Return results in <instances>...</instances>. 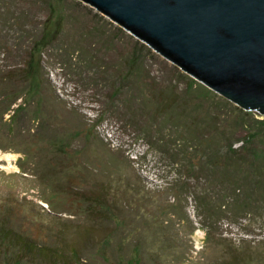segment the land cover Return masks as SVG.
Listing matches in <instances>:
<instances>
[{
  "label": "rangeland",
  "instance_id": "rangeland-1",
  "mask_svg": "<svg viewBox=\"0 0 264 264\" xmlns=\"http://www.w3.org/2000/svg\"><path fill=\"white\" fill-rule=\"evenodd\" d=\"M40 2L0 0V82L9 79L0 83V221L58 246L66 232L80 245L98 226L87 202L96 196L86 188L107 185L104 207L113 208L119 228L112 234L94 229L87 260L74 258L72 264H140L135 253L130 259L138 248L145 264L154 255L161 264H189L180 261L184 250L190 264H264V199L231 212L217 228L198 217L196 196L202 199L211 187L200 178L207 174L198 173L194 181L183 168L179 153L188 136L187 116L165 126L168 117L155 106L170 86L179 104L190 105L179 68L85 2L64 0L62 19ZM48 31L54 41L37 43ZM31 61L42 89L35 100H28V80L18 75ZM230 103L221 101L228 114L221 111L217 124L229 140L240 114ZM209 107L197 118L216 122L217 110ZM43 129L49 133L45 140L39 136ZM237 131V137L247 133ZM252 149V161L259 163ZM49 166L58 170L47 171ZM55 255L49 264H70L66 254Z\"/></svg>",
  "mask_w": 264,
  "mask_h": 264
},
{
  "label": "trees",
  "instance_id": "trees-1",
  "mask_svg": "<svg viewBox=\"0 0 264 264\" xmlns=\"http://www.w3.org/2000/svg\"><path fill=\"white\" fill-rule=\"evenodd\" d=\"M63 2L64 0H41L40 3L48 6L53 16L56 15L59 19H62L64 12L62 6ZM19 19L23 21L25 20L23 17H20ZM23 30H25V28L22 26V31ZM24 32L26 33V30ZM53 33L54 32L48 31V33H45V35L42 36V40L37 43H51L54 41V38L52 37ZM137 39L139 42L141 41L142 44L153 49L143 40L139 38ZM46 44H44V46ZM124 64L127 65V63ZM174 66L179 68L175 64ZM20 69V74L17 72L18 75H21L23 79L28 80L26 81L28 85L25 90L27 98L28 100H35L36 93L42 90L40 82H37V79L33 80L38 74V66L31 61L28 65H22ZM179 70L181 75H184L186 78L187 83V92L184 101L185 103L188 102L190 105L184 106L182 103L179 104V101H176V97L178 96L175 95L176 97H174L176 87L172 88V86H170L168 87L170 92H167L164 89L161 95H157L155 106L158 107V111L162 110V112L168 117L166 123H164L165 126L169 125L170 127H173L174 124L179 123L181 117L183 118V116H187L183 123L187 125L188 136L183 140L185 144L180 150L179 155L183 156L185 159L183 168L187 169L190 176L195 179L194 181H197L198 173L207 174L205 178H200L201 181L207 183L211 188L206 189L205 196H202V199H199L198 196H196V202L198 204L197 209L198 211L200 210L198 217H200V219L203 217L208 219L210 226H216L217 228V225L222 226L225 224V222H223L224 220L229 221L231 212L239 213L248 207H252L251 204L254 201L264 199V178H261V175L263 174L262 171H264V119L259 120L257 118L260 117L258 114L248 112V110L240 107H233V109H236L240 113L236 118L238 126L240 127H232L233 131L229 134V140L227 132L225 130H220L217 124L223 116L221 111L228 114L224 106H220L221 101H224L227 104L230 103V101H227V99H224L204 83L185 73L180 68ZM1 73H3V70ZM5 73L8 75L9 72L5 71ZM140 73L142 74V71H140ZM7 81H9V79L5 77L0 83L5 84ZM1 98L5 99L4 96ZM196 101H198L199 104H197ZM1 104L2 103L0 102V106ZM205 104H209V111L216 108L217 111L213 112L214 117L218 118L216 122L213 121L214 118H211V116L201 119L197 118L196 113L199 112ZM188 106H192L191 113L187 110ZM10 107H12V105H9L6 108V111ZM180 107L181 113L179 112ZM217 108L219 109V112ZM238 128L241 130L246 128L247 133L241 137H237ZM41 131L42 133L39 134V136L43 140L47 139L49 133L44 129ZM150 131L147 132L148 136ZM236 138L242 139L236 140ZM238 141L241 142L242 145L238 148H234ZM253 146L257 148V152L260 155L258 157H261L259 163H253L252 161L257 157L256 152L252 149ZM63 155L69 156L66 153ZM53 157L54 159L56 158L54 155ZM51 170L57 171L58 169L49 166L47 171ZM218 177L220 179H218ZM208 182H211L212 185L210 183L208 184ZM107 187V185L102 186L97 184L94 188H86L87 191L96 196L94 199L87 201L89 206L93 204V208L89 210L88 215L93 219L91 222H96L98 226L100 225V228L95 226L92 230H89L86 234L88 235V238H86L85 241H81L80 245L76 244V241H70V237L66 232L62 233L60 236L61 245L58 246V244L52 243V240L44 241L35 237L31 238L30 233L27 234L25 231L10 228L4 221H0V264H49L48 258H50V260L53 257L56 258L58 255L56 256L55 254L60 253L66 254V256L70 258V261H68L70 264H72L74 258H79L80 262L87 260V253L89 254L90 248L89 244L94 241L92 236H89L92 234L93 230L102 229V231H105L104 233L109 232L112 234L114 227H118V221H116L114 217L115 215L112 213L113 208L111 209L109 206H107V208L104 207L105 205H108L105 199L106 191H108ZM169 187L172 191L175 189L174 185ZM187 189L190 190L189 188ZM253 189L254 191H252ZM111 197L114 199L115 195ZM211 198L214 200L213 205H210ZM243 198H247L249 204H243ZM110 204L115 207L117 206V201H112ZM184 214L187 215L186 211H184ZM64 224L68 225V223ZM136 240L138 239L136 238ZM84 242L85 245L83 246ZM141 244L142 243L140 242L139 245ZM138 249L139 250L130 252V259L133 260V255L135 253L136 259H138V257L140 259V264H145L144 260L146 257L142 255L144 250L141 251L140 248ZM138 253H141V255L138 256ZM186 253L187 251H182L181 255L183 256L180 261L182 260L183 263L188 261L190 264L189 259L186 258ZM149 258L151 261L149 262L148 259V264H161L155 255L150 256ZM136 259L134 257V260ZM217 264H225V262L220 259Z\"/></svg>",
  "mask_w": 264,
  "mask_h": 264
},
{
  "label": "water",
  "instance_id": "water-1",
  "mask_svg": "<svg viewBox=\"0 0 264 264\" xmlns=\"http://www.w3.org/2000/svg\"><path fill=\"white\" fill-rule=\"evenodd\" d=\"M182 71L264 115V0H80Z\"/></svg>",
  "mask_w": 264,
  "mask_h": 264
}]
</instances>
